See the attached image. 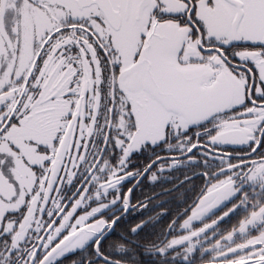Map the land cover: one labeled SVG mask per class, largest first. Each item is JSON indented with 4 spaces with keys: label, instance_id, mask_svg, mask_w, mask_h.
<instances>
[{
    "label": "snow or ice",
    "instance_id": "obj_1",
    "mask_svg": "<svg viewBox=\"0 0 264 264\" xmlns=\"http://www.w3.org/2000/svg\"><path fill=\"white\" fill-rule=\"evenodd\" d=\"M0 264H264V0H0Z\"/></svg>",
    "mask_w": 264,
    "mask_h": 264
},
{
    "label": "trees",
    "instance_id": "obj_2",
    "mask_svg": "<svg viewBox=\"0 0 264 264\" xmlns=\"http://www.w3.org/2000/svg\"><path fill=\"white\" fill-rule=\"evenodd\" d=\"M193 183L196 184L197 186H199L200 183H201L200 178H195L193 180ZM161 187L167 188V187H169V185L168 184L157 185L156 188L153 189V190L154 191H159ZM183 191H184L183 189H178L176 192L168 193L165 196L158 197V199H160V200H168V203L167 204H163L162 207L170 209L173 212H175V210L177 208L183 207V205L179 203V201L182 198L181 193H183ZM187 195H191V193H187ZM156 211H159V209H157ZM151 214L152 213H149V215H151ZM168 219H169V217H165L163 220H161L160 223L157 224V228H159V227L163 226L164 224H166Z\"/></svg>",
    "mask_w": 264,
    "mask_h": 264
}]
</instances>
